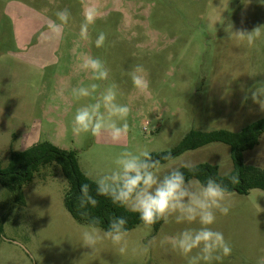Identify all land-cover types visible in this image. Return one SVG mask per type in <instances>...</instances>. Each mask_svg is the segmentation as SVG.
Listing matches in <instances>:
<instances>
[{"label":"rangeland","instance_id":"1","mask_svg":"<svg viewBox=\"0 0 264 264\" xmlns=\"http://www.w3.org/2000/svg\"><path fill=\"white\" fill-rule=\"evenodd\" d=\"M89 8L102 18L89 25L85 40L80 26ZM63 9L70 18L56 35L48 25ZM230 24L233 32L264 25V0H0L2 166L7 167L10 151H22L31 137L32 146L50 142L75 151L83 172L102 174L122 151L168 152L192 130L240 132L264 119L259 105L244 100L264 82V36L249 47L231 36ZM100 32L106 41L97 48ZM84 54L105 62L107 80L94 81L80 70ZM136 65L146 69L149 81L142 94L128 75ZM92 83L100 85L95 95L115 84L117 102L132 109L120 141H113L111 132L72 133L76 108L94 103L95 96L76 101L71 89ZM185 159L216 166L222 176L233 170L224 144L187 152L177 162ZM244 163L264 169V135L244 154ZM68 188L57 165L42 168L23 187L25 205L0 186V264H187L159 240L198 224L170 220L157 233L140 225L129 232L124 254L108 239L95 252L83 247L86 225L64 206ZM230 200L228 215L218 213L211 227L224 234L232 253L216 264H257L264 257V192L231 194ZM153 237L157 243L145 253L143 246Z\"/></svg>","mask_w":264,"mask_h":264},{"label":"clouds","instance_id":"2","mask_svg":"<svg viewBox=\"0 0 264 264\" xmlns=\"http://www.w3.org/2000/svg\"><path fill=\"white\" fill-rule=\"evenodd\" d=\"M51 2V0H50ZM56 20L49 22V29L56 35H60L67 25L70 12L63 9L56 12ZM102 18L96 8H89L84 13V22L80 26L82 39H88L89 25L96 19ZM231 36L239 40H246L252 47L256 40L264 36V25L255 27L251 31H232ZM230 36V38H231ZM106 34L100 32L95 40L97 48L103 47ZM80 70L90 74L94 81H105L109 76V69L105 62L91 55L84 54L79 57ZM134 87L139 93H144L149 88L146 69L142 65H136L129 73ZM260 86L249 89L244 100L249 98L254 104L259 105L264 112V82ZM100 85L92 83L89 86H78L71 89L74 100L95 96L94 103L83 104L76 108L72 119V133L75 136L81 134L100 135L103 132H111L113 141H120L122 133L128 130L127 118L132 111L127 104L117 102V86L112 84L95 95ZM162 161L170 162L167 165ZM163 170V171H162ZM193 174L185 175V171ZM198 165L192 160H180L168 152L154 159L147 149L136 151H122L114 160V167L110 170L96 174L92 170H86L83 174L86 180L95 184L96 196L109 198L114 205L136 213L139 220L145 226H152L163 221L169 223L174 220L177 224L194 225L199 227H186L175 235H167L159 240L161 247L170 248L187 259V264H216L223 258L231 255L232 247L225 239L224 234L214 230L217 214L228 215L232 202L231 192L223 181L209 176L201 181L195 177ZM223 176L231 184L239 183L238 174L231 169L225 170ZM96 196L92 194L89 183L80 186L78 196L79 207L88 209L98 204ZM82 216L88 220L87 226L81 233V245L90 248L92 252L97 250L105 239L117 247L120 254L127 251L129 230L126 228L127 219L123 216H113L109 219L107 229H101L98 225L101 221L93 217L88 211H82ZM157 243L156 238L149 240L143 246L146 253ZM257 264H264V257L257 260Z\"/></svg>","mask_w":264,"mask_h":264},{"label":"trees","instance_id":"3","mask_svg":"<svg viewBox=\"0 0 264 264\" xmlns=\"http://www.w3.org/2000/svg\"><path fill=\"white\" fill-rule=\"evenodd\" d=\"M264 135V119L258 120L243 128L240 132L228 130H214L208 132L190 131L183 140L171 151L176 158L187 152L196 151L213 144H224L230 147L233 162L234 174H238L239 183L231 184L222 176L219 169L211 164L198 165L195 177L201 181L209 176L215 177L229 188L231 194L247 196L251 191L264 192V169L248 166L244 163V154L254 150L260 145ZM168 152L152 154L154 159ZM169 162L162 161V164ZM57 165L61 168L65 179L68 182V191L64 197V206L70 216L80 225L88 224V220L81 215L82 211H88L93 217H97L101 223V229H107L109 219L113 216H123L127 219L126 228L130 231L143 225L136 213H132L123 207L114 205L112 201L104 196H96L95 184L86 180L84 172L80 168L77 153L57 147L50 142L38 143L24 151H10V158L7 167H3L0 161V186L7 189L14 196L17 203L25 205L23 187L32 182L42 168ZM185 171V175L191 177L193 174ZM89 183L92 194L96 196L98 204L93 208L81 209L78 196L80 186ZM163 221L152 225L155 233L159 231Z\"/></svg>","mask_w":264,"mask_h":264},{"label":"crops","instance_id":"4","mask_svg":"<svg viewBox=\"0 0 264 264\" xmlns=\"http://www.w3.org/2000/svg\"><path fill=\"white\" fill-rule=\"evenodd\" d=\"M44 55V54H43ZM31 137H26L25 138V145H27V146H25V148L22 150V151H24V150H27V149H29L30 147H32V141H30L31 139H30ZM14 145V144H13ZM31 145V146H30ZM36 145V144H35ZM34 146V145H33ZM13 147V146H12ZM11 147V148H12ZM14 150V149H13ZM15 151V150H14Z\"/></svg>","mask_w":264,"mask_h":264}]
</instances>
